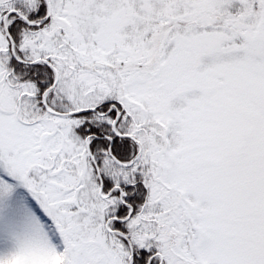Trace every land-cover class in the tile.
<instances>
[{"label":"snow or ice","instance_id":"snow-or-ice-1","mask_svg":"<svg viewBox=\"0 0 264 264\" xmlns=\"http://www.w3.org/2000/svg\"><path fill=\"white\" fill-rule=\"evenodd\" d=\"M0 264H264V0H0Z\"/></svg>","mask_w":264,"mask_h":264}]
</instances>
